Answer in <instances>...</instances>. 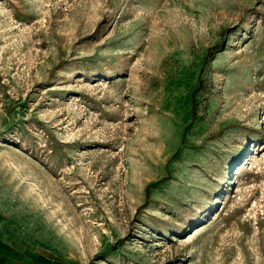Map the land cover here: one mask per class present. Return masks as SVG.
Wrapping results in <instances>:
<instances>
[{
	"label": "rangeland",
	"instance_id": "obj_1",
	"mask_svg": "<svg viewBox=\"0 0 264 264\" xmlns=\"http://www.w3.org/2000/svg\"><path fill=\"white\" fill-rule=\"evenodd\" d=\"M0 212L22 264H264V0H0Z\"/></svg>",
	"mask_w": 264,
	"mask_h": 264
},
{
	"label": "crops",
	"instance_id": "obj_2",
	"mask_svg": "<svg viewBox=\"0 0 264 264\" xmlns=\"http://www.w3.org/2000/svg\"><path fill=\"white\" fill-rule=\"evenodd\" d=\"M3 222V213L0 212V264H22V249L7 237Z\"/></svg>",
	"mask_w": 264,
	"mask_h": 264
}]
</instances>
